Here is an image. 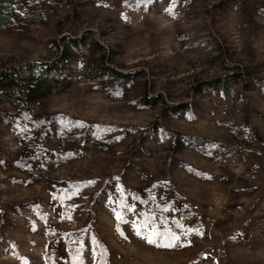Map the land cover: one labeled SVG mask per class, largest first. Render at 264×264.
<instances>
[{"label": "rangeland", "instance_id": "rangeland-1", "mask_svg": "<svg viewBox=\"0 0 264 264\" xmlns=\"http://www.w3.org/2000/svg\"><path fill=\"white\" fill-rule=\"evenodd\" d=\"M1 15L0 74L64 63L0 101V264H264V0Z\"/></svg>", "mask_w": 264, "mask_h": 264}, {"label": "trees", "instance_id": "trees-1", "mask_svg": "<svg viewBox=\"0 0 264 264\" xmlns=\"http://www.w3.org/2000/svg\"><path fill=\"white\" fill-rule=\"evenodd\" d=\"M10 0H0V21L2 20L3 8ZM63 59L51 62H29L22 66L12 67L0 74V101L1 100H35L46 96L54 91L53 81L49 76H56L62 70ZM114 74V73H112ZM231 75L229 77H233ZM227 78L209 79L199 81L198 86L227 87L231 82ZM236 79V78H235ZM200 89V88H199Z\"/></svg>", "mask_w": 264, "mask_h": 264}, {"label": "snow or ice", "instance_id": "snow-or-ice-1", "mask_svg": "<svg viewBox=\"0 0 264 264\" xmlns=\"http://www.w3.org/2000/svg\"><path fill=\"white\" fill-rule=\"evenodd\" d=\"M138 234H139V233H138ZM147 239H148V243H150V244H151V243H154V241H153L150 237L147 238ZM163 246H169V247H170V246H173V245H163Z\"/></svg>", "mask_w": 264, "mask_h": 264}, {"label": "built area", "instance_id": "built-area-1", "mask_svg": "<svg viewBox=\"0 0 264 264\" xmlns=\"http://www.w3.org/2000/svg\"><path fill=\"white\" fill-rule=\"evenodd\" d=\"M198 209H199V208H198L197 205H193V206H192V210H193V211H197Z\"/></svg>", "mask_w": 264, "mask_h": 264}]
</instances>
